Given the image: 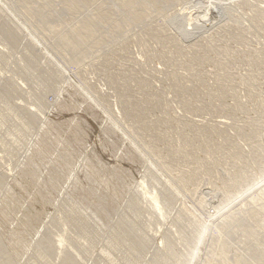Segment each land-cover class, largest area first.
I'll return each mask as SVG.
<instances>
[{
	"label": "rangeland",
	"instance_id": "rangeland-1",
	"mask_svg": "<svg viewBox=\"0 0 264 264\" xmlns=\"http://www.w3.org/2000/svg\"><path fill=\"white\" fill-rule=\"evenodd\" d=\"M0 264H264V0H0Z\"/></svg>",
	"mask_w": 264,
	"mask_h": 264
},
{
	"label": "bare ground",
	"instance_id": "bare-ground-1",
	"mask_svg": "<svg viewBox=\"0 0 264 264\" xmlns=\"http://www.w3.org/2000/svg\"><path fill=\"white\" fill-rule=\"evenodd\" d=\"M195 5H196V4H195ZM211 5H212V4L209 3L208 5L205 6V8H206V11L204 12L205 15H207V14L210 15L211 10H210L209 8H210V7L212 8ZM196 6H197V5H196ZM202 7H203V6H202ZM203 8H204V7H203ZM199 10H201V8H200ZM199 10H198V11H199ZM195 11H197V10H195ZM201 11H203V10H201ZM199 12H200V11H199ZM199 12H198V13H199ZM196 13H197V12H196ZM196 13H195V14H196ZM201 13H202V12H201ZM204 14H203V15H204ZM197 15H199V14H196V16H197ZM201 15H202V14H201ZM201 15H200V16H201ZM189 16H190V15H189ZM183 18H184V17H183ZM182 20H183V19H182ZM151 199H152V201L155 203V205L157 206L156 196H153ZM156 208H157V207H156Z\"/></svg>",
	"mask_w": 264,
	"mask_h": 264
}]
</instances>
